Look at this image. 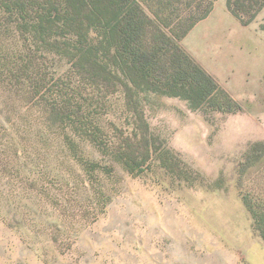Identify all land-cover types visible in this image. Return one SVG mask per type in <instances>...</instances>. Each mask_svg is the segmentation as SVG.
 <instances>
[{
	"label": "rangeland",
	"instance_id": "1",
	"mask_svg": "<svg viewBox=\"0 0 264 264\" xmlns=\"http://www.w3.org/2000/svg\"><path fill=\"white\" fill-rule=\"evenodd\" d=\"M157 2L140 0L152 17L147 7ZM6 17L0 15V264H264V241L245 204L264 206V147L247 158L264 143V75L242 91L237 114L221 110V96L194 109L180 97L134 93L132 107L119 82L83 85L78 69L33 46ZM176 42L188 53L184 40ZM54 109L72 117L56 122ZM138 111L158 152L131 173L117 149L122 144L125 156L144 151V138L135 135ZM82 159L101 169L94 163L89 171Z\"/></svg>",
	"mask_w": 264,
	"mask_h": 264
},
{
	"label": "trees",
	"instance_id": "2",
	"mask_svg": "<svg viewBox=\"0 0 264 264\" xmlns=\"http://www.w3.org/2000/svg\"><path fill=\"white\" fill-rule=\"evenodd\" d=\"M157 1L156 5L147 7L153 17L140 0H0V15L7 16L33 46L66 60L71 71L78 69L83 85L103 89L119 82L132 107L134 93L180 97L188 100L194 109L211 100L219 101L217 97L221 96L225 102V106L218 102L221 110L228 106L231 110L227 113L241 112L239 103L188 53L181 51L176 42L184 40L198 23L209 17L218 0H192L191 5L188 0ZM184 5L186 11L182 13L179 7ZM227 6L248 26L264 11V0H227ZM188 19L191 22L186 28L179 31L172 27L174 20L182 23ZM138 112L135 135L144 138V151L139 156L137 152L133 154V149L125 156L122 144L117 149L118 161L131 173L142 170L152 160V153L158 152L148 137L149 124L143 113ZM51 115L62 123L72 117L55 109ZM64 141L81 156L72 137L65 135ZM260 147H264L263 142L254 144L247 158L255 150L259 152ZM84 161L89 171L91 164L97 163ZM93 167L94 171L101 169L99 162ZM245 204L264 241V206L249 199H245Z\"/></svg>",
	"mask_w": 264,
	"mask_h": 264
},
{
	"label": "crops",
	"instance_id": "3",
	"mask_svg": "<svg viewBox=\"0 0 264 264\" xmlns=\"http://www.w3.org/2000/svg\"><path fill=\"white\" fill-rule=\"evenodd\" d=\"M203 25L206 26L189 43L191 36ZM184 45L197 63L233 99L240 101L242 91L255 87L259 82L256 79L264 75L261 63L264 60V11L255 23L246 26L230 12L227 0H218L210 16L187 35ZM258 93L261 105L264 103V84Z\"/></svg>",
	"mask_w": 264,
	"mask_h": 264
}]
</instances>
